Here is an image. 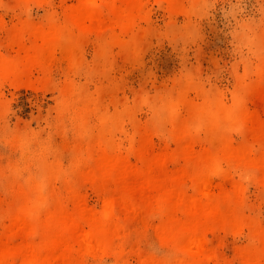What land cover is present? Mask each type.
Masks as SVG:
<instances>
[{
	"label": "rangeland",
	"instance_id": "rangeland-1",
	"mask_svg": "<svg viewBox=\"0 0 264 264\" xmlns=\"http://www.w3.org/2000/svg\"><path fill=\"white\" fill-rule=\"evenodd\" d=\"M79 1L0 0L2 54L16 57L22 45H30L28 34L22 33L25 25L55 26L69 34L73 42V60L62 57L57 50L45 79L34 69L28 80H0V209L10 202L15 186L24 184L28 177H41L39 162L44 155L45 161L56 162L61 170L63 181L59 179L53 184L56 192L64 194V180L68 183L65 186L75 184L84 196L88 213L101 216L102 199L80 177L86 167L92 166L91 161L86 162L84 149L90 134L109 130L116 153L126 156L133 167L140 169L144 166L133 152L140 139H148V156H169L177 150L178 144L169 137L171 123L166 109L170 107L178 108L181 121L188 116L186 107L217 99L264 119V0H181L178 8L165 1L142 0L143 18L136 21L131 31L110 28L108 9H104L105 18L95 31L77 42L68 14ZM38 78L43 81L38 82ZM67 85L72 90L69 98L65 95ZM82 107L90 111L84 119L87 133L80 137L77 118ZM199 131L194 130L191 150L168 158L172 161L167 165L170 171L184 165L190 153L201 154L203 146L209 147L204 130ZM15 135L29 141V153L26 151L25 155L30 158L9 142ZM230 136L235 145L243 141L236 131ZM41 152L42 157L38 154ZM239 174L232 172L227 179L212 177L211 191L230 192L243 183L238 213L264 226V186ZM187 191L192 193L189 184ZM66 204L73 209L71 202ZM120 220L124 222V212H120ZM0 224L1 235L7 222ZM157 224V217L145 212L137 214L125 230L124 251L131 247L126 256L123 254L125 259H89L86 264H150L151 257L160 264H172L174 250L160 244L154 230ZM208 233L207 246L216 259L206 264H256L242 256L247 248H257V242L249 238L248 228L236 234L228 229ZM130 251L138 255H128ZM260 264H264V259Z\"/></svg>",
	"mask_w": 264,
	"mask_h": 264
},
{
	"label": "bare ground",
	"instance_id": "bare-ground-1",
	"mask_svg": "<svg viewBox=\"0 0 264 264\" xmlns=\"http://www.w3.org/2000/svg\"><path fill=\"white\" fill-rule=\"evenodd\" d=\"M161 1L178 8L181 0ZM97 2H101V5L98 6ZM141 2L142 0H80L68 14L70 27L76 31V41L95 31L96 26L105 18L104 9H108L110 28L131 31L136 21L143 18L141 7L144 5ZM22 33L28 34L30 45H22L18 52L20 55L16 57L4 55L0 51V80L12 83L28 80L34 69L39 70L42 76L46 75L48 66L56 59L57 50L62 57L73 60L70 56L73 42L68 38L69 34L61 29L55 26L44 28L25 25ZM262 70L263 68L260 69ZM41 78L45 79V76ZM43 79L38 78V82ZM71 91L67 85V98L71 96ZM89 111L87 107H82L79 112L77 124L80 137L87 133L84 121L88 118L86 115H89ZM166 111L171 123L169 137L178 144L177 150L169 156H148V139H138L140 144L136 145L133 152L144 166L140 169L133 167L126 156L116 153V143L108 137L109 130H99L100 133L95 136L90 134L84 149L86 162L91 161L92 166L89 169L86 167V172L80 171V177L102 199L104 210L101 216L88 213L84 196L75 184L65 186L68 183L64 180L66 191H63L64 194L56 192L54 182L59 179L63 181L60 167L56 162L45 161L47 159H44L42 152L38 153L43 155V160L39 162L41 177H28L23 181L24 184L17 185V178L10 175L17 186L9 197L10 202L4 209H0V222H7L0 235V264H86L89 259L101 260L105 257L122 261L125 259L122 256L128 253L126 250H131L130 247L124 251L127 240L125 230L132 224L135 216L143 212L157 217L158 224L154 230L160 244L162 242L173 248L175 257L172 264H206L216 259L214 252L207 246V232L210 234L219 229H228L235 233L244 228H248L249 238L257 242V248H247L242 256L260 264L264 259V226L252 220L253 218L248 219L238 213L237 206L240 199H243V183L236 185L230 192L220 191L216 194L211 190L212 177L227 179L232 172L240 173L244 179L264 186V119L235 105L226 106L217 99L186 107L188 116L181 121L178 120L177 107H170ZM194 130H204L209 147L202 145L205 150L201 154L190 153L184 160V165L170 171L167 165L172 161L168 158L181 154L183 150L186 152L192 149ZM232 131L238 132L243 141L235 145L230 136ZM24 138L15 135L9 142L26 157L30 148L29 141ZM41 157L38 159H42ZM22 160L24 162L25 159ZM29 163L30 161L23 166ZM15 165L17 166H12ZM12 166L10 167L13 168ZM160 167L163 168L159 169ZM14 168L17 170L18 166ZM188 184L192 193L187 191ZM67 201L72 203L73 209L68 208ZM120 212L125 214L124 222L120 220ZM130 252L128 255H138L133 254L134 251ZM140 259L139 261H145V258ZM151 259V262L147 261L150 264L161 263Z\"/></svg>",
	"mask_w": 264,
	"mask_h": 264
}]
</instances>
